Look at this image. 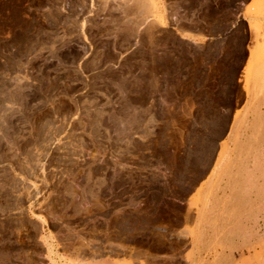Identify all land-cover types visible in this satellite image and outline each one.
Masks as SVG:
<instances>
[{"label":"rangeland","instance_id":"obj_1","mask_svg":"<svg viewBox=\"0 0 264 264\" xmlns=\"http://www.w3.org/2000/svg\"><path fill=\"white\" fill-rule=\"evenodd\" d=\"M152 2L0 0V264H264V0Z\"/></svg>","mask_w":264,"mask_h":264},{"label":"crops","instance_id":"obj_2","mask_svg":"<svg viewBox=\"0 0 264 264\" xmlns=\"http://www.w3.org/2000/svg\"><path fill=\"white\" fill-rule=\"evenodd\" d=\"M162 23L160 24L158 21L155 22V18H153V22L160 26L165 27L166 21L164 16H161ZM180 36L184 40L192 41V42H199L202 40V35L196 32H179ZM264 42L258 45L257 47L263 46ZM253 49L248 48V54L244 61L242 70H241V81H242V88L245 91L246 97L250 98V107H252V111L255 113V106L254 102L257 101L258 97H264V55H253ZM249 70L245 71L246 68ZM239 115V110H235L232 115V123L231 128L232 135L231 141L235 144L236 148H238V141H239V126L240 124H235L236 118ZM261 121V120H260ZM257 119V123L255 128L253 129L252 136L255 138L259 132L261 127V122ZM225 144V142H223ZM225 152V145L221 147L220 152L215 161L214 171H212V175H214L213 179L209 176L206 180H204L197 188V190L201 191L200 195V208L198 212L199 222H198V229L193 234V237L197 241L198 239H202L203 237V223L205 220V216L210 211V205L213 203V195L214 189L216 187L217 181L222 177H227L229 179L228 187L232 191L235 185L241 188L243 184L238 183L242 178L243 175H247V171L245 166H240L236 164H229V162L225 163L223 161ZM234 168V169H233ZM234 170V171H233ZM216 179V180H214ZM239 184V185H238ZM206 185V187H204ZM234 198L236 196L234 195ZM242 201V200H241ZM88 264H108L104 260H93Z\"/></svg>","mask_w":264,"mask_h":264},{"label":"bare ground","instance_id":"obj_3","mask_svg":"<svg viewBox=\"0 0 264 264\" xmlns=\"http://www.w3.org/2000/svg\"><path fill=\"white\" fill-rule=\"evenodd\" d=\"M135 3V2H134ZM156 3V2H155ZM137 4L138 6H140L139 8L141 10H147L148 11V8L150 9L151 7H149L150 5H153V2L152 0H137ZM156 6V5H155ZM153 7V6H152ZM157 7V6H156ZM155 7V9H156ZM154 8V7H153ZM124 11V10H123ZM130 11V10H129ZM151 11V9H150ZM142 14V12L140 13Z\"/></svg>","mask_w":264,"mask_h":264}]
</instances>
